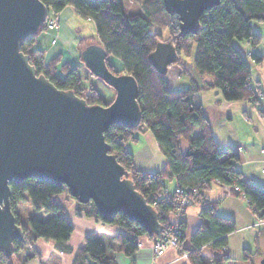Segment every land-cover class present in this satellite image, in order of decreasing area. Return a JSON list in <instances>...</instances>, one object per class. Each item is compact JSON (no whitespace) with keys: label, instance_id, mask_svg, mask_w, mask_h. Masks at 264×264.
Wrapping results in <instances>:
<instances>
[{"label":"trees","instance_id":"1","mask_svg":"<svg viewBox=\"0 0 264 264\" xmlns=\"http://www.w3.org/2000/svg\"><path fill=\"white\" fill-rule=\"evenodd\" d=\"M41 1L54 15L72 6L82 19L92 20L97 43L105 49L108 57L112 55L123 64V70L118 72L107 60L109 69L116 74H130L136 79L142 111L139 126L128 129L112 124L105 133V139L111 146V153L128 171L136 189L155 207L163 230L161 236H152L123 213L108 220L98 213L92 202L83 204L71 197L66 187L28 178L20 184L11 183V204L25 232V239L14 242L11 257L0 251V264H26L31 258L28 253L30 246L40 239L66 244L74 231L70 219L72 214L121 229L109 247L98 236L87 237L84 245L77 250L73 264H117L114 252L132 256L143 237L154 244L173 234L170 216L176 214L179 199L184 197L193 204L201 205V223L190 237V248L186 249L183 247L185 223L181 215L177 224L182 233L178 236L176 247L180 249L179 253H186L191 264H223L225 261L237 264L224 252L229 234L236 229L235 222L217 215L216 205L209 202L206 191L214 183L238 186L254 214L264 222V188L239 171L235 150L221 149L215 141L210 123L197 101L200 88L193 85L186 90H169L167 73L157 72L149 57L158 42H171L178 53L174 64L184 65L182 54H189L192 42H196L193 66L200 76L211 78L208 85L218 89L226 101L249 102L264 115L263 94L253 86L248 61L236 46L237 42H248L256 49L264 44L262 35L253 28L254 23L264 24V0H222L220 5L202 15L198 33L188 36L181 34L178 17L167 12L163 0H144V12L131 14L125 13L121 0ZM163 30L168 31L166 39L163 38ZM42 37H46L47 44H40ZM91 40V37L81 39L80 50ZM51 41L46 27L22 46V51L30 55V62L39 74H44L58 89L74 91L89 105H108L97 88L93 85L87 88L82 84L83 77L78 67L62 62L60 55L45 61V51ZM250 58L255 64H262L264 53L251 52ZM197 130L200 134L195 136ZM137 131H150L154 135L167 160L162 171L151 173L136 167L134 155L127 144L137 139ZM183 139L188 143L185 151L181 148ZM171 177L176 179L182 193L169 194L165 179ZM25 202L48 217L39 219L28 215L22 219L16 208ZM71 203H75L74 206L71 207ZM206 245L215 252L209 261L202 255V248ZM244 255L247 257L249 253Z\"/></svg>","mask_w":264,"mask_h":264},{"label":"water","instance_id":"2","mask_svg":"<svg viewBox=\"0 0 264 264\" xmlns=\"http://www.w3.org/2000/svg\"><path fill=\"white\" fill-rule=\"evenodd\" d=\"M221 1L163 0L167 12L178 17L183 36L197 34L202 15ZM48 16L41 0H0V251L11 257L14 242L25 239L11 204V183L28 178L66 187L79 203L92 202L102 217L111 220L123 213L150 235L161 236L155 207L136 189L105 139L112 124L139 126L136 79L111 71L108 53L92 42L80 59L115 90L113 101L89 105L74 91L58 89L22 51L44 31ZM177 55L171 42L160 41L149 58L154 69L165 74Z\"/></svg>","mask_w":264,"mask_h":264},{"label":"crops","instance_id":"3","mask_svg":"<svg viewBox=\"0 0 264 264\" xmlns=\"http://www.w3.org/2000/svg\"><path fill=\"white\" fill-rule=\"evenodd\" d=\"M58 16L60 22L58 33L55 35L49 32L50 39L56 37L57 42L54 45L52 42L48 44L45 58L50 60L60 55L62 62H69L81 71L85 65L80 59V40L89 36L81 34L84 31L83 23L74 7L67 6ZM258 26L262 28L261 33L264 34V24H253L254 30L260 33ZM45 38L42 37L41 45L48 43ZM95 38L97 40V36ZM236 46L248 61L253 86L264 95V63L257 65L250 58L251 52L262 55L264 47L258 46L253 49L248 42H237ZM189 66L186 63L176 64L172 69L169 67L166 76L167 88L171 91L186 90L193 85L200 88L197 101L201 104L210 123L215 141L221 149L235 150L238 153L236 165L239 171L245 178L264 188V116L254 104L249 102L226 101L218 89L208 85L211 82L210 77L200 76L193 65ZM171 70H173L174 77L170 81L168 73ZM177 86L181 87L180 90H175ZM198 131L200 133V130ZM136 137V140L127 144L128 149L134 155L136 167L151 173L162 171L167 160L154 135L150 131H137ZM181 148L183 151L188 148V143L184 139ZM165 186L169 194H173L178 184L176 179L171 177L165 179ZM206 197L209 202L215 203L219 217L232 219L236 225L235 231L228 236V246L224 252L237 264H261L264 255V222L254 214L247 199L242 194H234L227 185L217 183L212 184L206 191ZM74 204L71 203V207ZM200 210V204H192L182 213V220L185 223L183 247L186 249L190 248L191 235L200 226ZM44 217L48 216L44 214ZM70 219L74 229L70 240L64 245L52 240H37L30 246L28 253L31 258L26 264H73L77 250L84 245L87 237L98 236L105 246L109 247L113 238L121 230L118 226L104 224L92 218L72 214ZM170 220L171 224H174L177 221L176 214H172ZM141 241V246L132 256H126L119 251L114 252L116 263L191 264L187 257L184 258L179 253V248L169 246L162 254H158L153 249L152 240L143 237ZM245 252L249 253L247 257L244 255ZM214 253L209 245L202 248L203 258L207 261L212 260ZM231 263V261L223 262V264Z\"/></svg>","mask_w":264,"mask_h":264},{"label":"rangeland","instance_id":"4","mask_svg":"<svg viewBox=\"0 0 264 264\" xmlns=\"http://www.w3.org/2000/svg\"><path fill=\"white\" fill-rule=\"evenodd\" d=\"M121 1H122V5H123V8H124V11L126 14L143 13L144 12V9H143L144 0H121ZM49 15L50 16H48V17H50L51 19L52 18L56 19V15H54V13L49 12ZM80 19H81V22L83 23V29H84V31L81 34H86V36L91 37L92 40L89 43L97 42V40L95 38L96 29H95L93 22L90 19H82V18H80ZM59 27H60V25H59ZM258 29H260V33L263 32L261 30L262 28H260V26H258ZM49 32H51V31H49ZM162 32H163L162 33L163 38L164 39L168 38V31L163 30ZM262 37L264 39V34H262ZM52 45H54V44H52ZM260 46L264 47V44H260ZM196 48H197V44H196V42L193 41L191 49H190V53L189 54H182V57L184 59L183 60L184 64L188 63L190 66L193 65V58H194V54L196 52ZM108 60H109L110 65H112L114 67V70H116L118 72L123 70V64H122L121 60H119L118 58H116L112 55L110 57H108ZM45 61L49 62V60H46V58H45ZM175 65L176 64L170 66L171 67L170 69H172ZM172 71L173 70H171L168 73V75H169L168 78L170 79V81L172 80V77H174V74ZM81 75L83 77L82 84L86 85L87 88H89L91 85H93L95 88H97V90L100 92V94L102 95V97L106 103L110 104L113 101V99L115 98L116 92L111 86L107 85L102 79L91 74L87 70L86 67L81 68ZM185 78L187 79V76ZM179 88H181V87L177 86L175 90H180ZM259 92H261V91H259ZM261 94H263V93L261 92ZM263 98H264V95H263ZM262 106L264 108V99H263V105ZM199 134L200 133L197 130L195 132V136H198ZM16 212L18 213V215L22 219H25L26 216H28V215L34 216V217L39 218V219L44 218V212L35 211L32 208V206L26 202L23 205L18 206L16 208Z\"/></svg>","mask_w":264,"mask_h":264},{"label":"built area","instance_id":"5","mask_svg":"<svg viewBox=\"0 0 264 264\" xmlns=\"http://www.w3.org/2000/svg\"><path fill=\"white\" fill-rule=\"evenodd\" d=\"M56 15V19L54 18H50L48 17L47 22H46V27L48 28L49 31L55 33V35L58 33L59 31V16ZM52 44H55L57 42L56 37H54L52 39ZM233 193H237V194H241V189L238 186H227ZM176 193H182V188L180 186L177 187ZM248 202V200H247ZM193 202L187 198H181L179 199V205L177 207L176 210V216H177V221L172 224V230H173V234H171L168 238H166L165 240H158L153 244V249L156 253L158 254H162L169 246L170 247H177L178 244V236H180L182 233L179 231V227H178V222L179 219L183 213V211L185 210V208L189 205H192ZM139 246H141V244H139ZM183 257L186 258L187 254L184 253Z\"/></svg>","mask_w":264,"mask_h":264}]
</instances>
